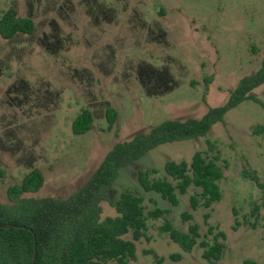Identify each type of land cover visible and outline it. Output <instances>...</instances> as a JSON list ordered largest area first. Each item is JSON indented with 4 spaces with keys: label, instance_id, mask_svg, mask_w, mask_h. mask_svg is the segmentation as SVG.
<instances>
[{
    "label": "rangeland",
    "instance_id": "rangeland-1",
    "mask_svg": "<svg viewBox=\"0 0 264 264\" xmlns=\"http://www.w3.org/2000/svg\"><path fill=\"white\" fill-rule=\"evenodd\" d=\"M95 3L108 12L98 25L81 0H0V16L14 7L20 16L30 11L35 24L31 35L0 37V203L9 202L7 188L33 167L42 172L43 185L23 196H69L115 143L147 133L167 119L201 117L224 104L239 80L264 61V0ZM52 20L64 47L55 55L39 45L51 32ZM159 29L166 32V44L151 39L150 31ZM143 60L169 66L178 86L163 96H147L135 72ZM19 78L36 94L17 105L6 89ZM252 94L257 101L247 99L229 109L224 122L213 124L204 136L158 145L120 170L109 198L129 189L143 197L145 211L167 210L163 217L147 219L145 237L135 241L136 258L128 264H175L170 256L176 253L181 254L178 264H264V135L252 134L256 125L264 124V82ZM108 105L117 112L112 125L105 117ZM82 109L92 112V128L75 135L71 123ZM208 140L215 149H208ZM196 151L217 154L223 169L222 197L210 208H190L189 197L198 191L194 187L177 194L175 206L157 192L141 189L138 170L154 169L151 178L163 177L167 161L189 162ZM100 206L101 218L116 215L108 201ZM185 212L190 219H184ZM166 219L185 232L190 224L197 225L199 238L190 251L160 231ZM218 231L225 235L224 247L221 257L209 262L202 258L199 243L211 244ZM123 237L131 239L130 234Z\"/></svg>",
    "mask_w": 264,
    "mask_h": 264
},
{
    "label": "trees",
    "instance_id": "trees-1",
    "mask_svg": "<svg viewBox=\"0 0 264 264\" xmlns=\"http://www.w3.org/2000/svg\"><path fill=\"white\" fill-rule=\"evenodd\" d=\"M81 1L95 25L107 18V10L95 5V0ZM52 25L51 32L40 38L39 45L48 54L55 55L64 47L57 22L52 20ZM34 30L30 11L28 15L20 16L16 8L9 7L0 16L2 39L31 35ZM150 36L158 44L167 43L165 30L159 29L155 34L151 30ZM135 72L145 94L150 97L168 94L179 84L167 65L156 66L143 60L137 64ZM263 82L264 61L254 73L239 80L224 104L208 109L201 117L167 119L151 127L147 133H137L129 140L115 143L86 182L65 198L23 196L38 191L44 182L42 172L36 167L31 168L18 184L7 188L9 202L0 203V264H128L134 260L135 241L145 237L147 219L163 217L167 210L155 207L145 211L143 197L129 189L122 190L116 198H109L108 192L120 170L158 145L204 136L213 124L224 122L229 109L247 99L257 101L252 90ZM16 94L23 98L13 96ZM35 94L24 78L17 79L6 89V95L17 105ZM116 116V110L108 105L105 117L109 125L115 122ZM92 124V112L82 109L71 123L72 133L83 134L92 128ZM252 134L264 135V124L256 125ZM206 144L208 149H215L209 140ZM163 169L164 176L158 178L150 177L156 172L154 169L137 171V180L144 192H157L175 206L178 204L177 194L187 193L190 187L197 188L198 191L189 197L192 210L199 206L210 208L222 197L219 180L223 177V169L215 153L209 156L207 151H196L189 162L167 161ZM249 175L257 180L255 175ZM103 200L114 207L116 215L101 218L100 202ZM257 210L258 206H255L252 214L255 215ZM183 216L184 219L191 218L187 212ZM205 216L208 217V213ZM235 223V227L239 225L238 220ZM160 231L167 233L183 251H190L199 238L196 224H190L185 232L173 227L166 219ZM126 234H130L131 239L124 238ZM224 238V233L218 231L211 244L202 240L199 243L203 248L202 258L209 262L218 260ZM170 257L175 264L181 260L179 253ZM160 261L161 258L158 263Z\"/></svg>",
    "mask_w": 264,
    "mask_h": 264
}]
</instances>
